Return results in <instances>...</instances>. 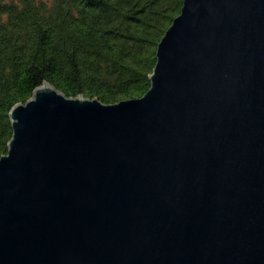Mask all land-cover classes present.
I'll return each instance as SVG.
<instances>
[{"label": "water", "instance_id": "obj_1", "mask_svg": "<svg viewBox=\"0 0 264 264\" xmlns=\"http://www.w3.org/2000/svg\"><path fill=\"white\" fill-rule=\"evenodd\" d=\"M149 80L11 107L0 264H264V0H182Z\"/></svg>", "mask_w": 264, "mask_h": 264}, {"label": "trees", "instance_id": "obj_2", "mask_svg": "<svg viewBox=\"0 0 264 264\" xmlns=\"http://www.w3.org/2000/svg\"><path fill=\"white\" fill-rule=\"evenodd\" d=\"M182 0H0V156L9 110L47 81L103 103L150 85L157 43Z\"/></svg>", "mask_w": 264, "mask_h": 264}]
</instances>
